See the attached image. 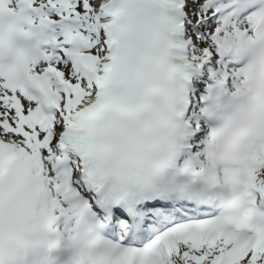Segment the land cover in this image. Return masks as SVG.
<instances>
[{"label": "snow or ice", "instance_id": "6c2138e0", "mask_svg": "<svg viewBox=\"0 0 264 264\" xmlns=\"http://www.w3.org/2000/svg\"><path fill=\"white\" fill-rule=\"evenodd\" d=\"M0 264H264V0H0Z\"/></svg>", "mask_w": 264, "mask_h": 264}]
</instances>
